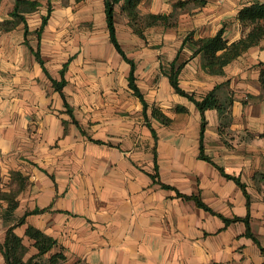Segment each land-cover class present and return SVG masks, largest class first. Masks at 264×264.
<instances>
[{"label":"crops","instance_id":"1","mask_svg":"<svg viewBox=\"0 0 264 264\" xmlns=\"http://www.w3.org/2000/svg\"><path fill=\"white\" fill-rule=\"evenodd\" d=\"M257 1L264 2L148 0L146 9L147 13L178 15L175 26L154 25L163 29L158 38L160 42L155 44L160 43L157 49L172 50L168 65L181 49L182 60H187L179 74L183 89L201 98L217 84L230 81L235 100L228 128L236 132L253 125L252 101L247 103V96L259 97L264 92L259 81L264 67L260 66L264 63V39L226 65L224 74L205 72L201 55L191 57V46H181L190 32L198 39L213 36L222 27L225 39L239 40L250 30L249 26L242 25L239 12ZM101 4L100 25L107 29L103 0ZM14 5L15 0L7 19H11ZM41 7L42 2L37 10ZM30 13L25 14L26 19ZM4 20L6 17L0 18ZM20 24L24 32L25 25ZM27 24L33 33L40 27L32 30L28 20ZM15 28L1 31L12 32ZM30 46L33 47L31 43ZM105 47L106 44H101L100 52ZM70 59L65 61H69L68 66L73 60ZM37 64L25 77H0V93L11 98L0 101V153L4 158H0V167L9 166L7 153L23 145L27 159L22 172L28 177L17 196L14 212L5 215L6 202L2 208L5 233L26 212L40 209L39 213L28 214L26 222L15 231L24 236L27 225L40 228L57 239L66 260H80L85 264H264L259 245L246 235L244 221L226 224L220 216L197 206L194 200L178 195V192L197 194L226 218L249 215L251 230L264 246V205L252 196L254 175L249 171L250 161L222 141L221 119L216 109L205 111L204 135L205 154L214 165L199 157V110L194 102L175 91L163 72V77L136 75V83L149 104L148 120L144 118L140 99L129 88L128 77L65 76L67 83L63 92L77 124L67 112L53 81L40 63ZM252 78L259 84L256 89L252 88ZM96 105L100 107L94 108ZM153 107L171 118L170 124L154 118ZM178 107L185 110L178 111ZM182 113H192L195 125L198 120V141L192 144L193 149L188 148L187 139L161 136L154 124L158 122L168 128ZM17 115L20 121L17 138L22 142L19 140L15 145L6 121ZM210 142L217 144L216 149ZM11 156L9 159L15 158L14 154ZM216 164L245 183L250 194L249 208L242 188L224 176ZM160 181L174 188H165ZM19 227L22 233L17 231ZM25 239L31 243L27 236L24 242ZM0 264H6L1 251Z\"/></svg>","mask_w":264,"mask_h":264},{"label":"rangeland","instance_id":"2","mask_svg":"<svg viewBox=\"0 0 264 264\" xmlns=\"http://www.w3.org/2000/svg\"><path fill=\"white\" fill-rule=\"evenodd\" d=\"M144 1V2H143ZM137 7L138 17L130 19L126 12L122 10V3L117 5V35L119 41L129 58L135 60L137 65V77H163L162 69L167 68L172 55V50L157 49L162 27L145 26L143 15L146 14L148 0H143ZM42 7L27 15L30 29H35L41 23L42 15L47 13L51 7L52 13L49 24L45 32L41 35L40 52L45 62V66L51 75L61 77L60 69L65 61L71 57L72 63L66 68V77H127L130 64L112 46L106 26H101L102 4L101 0H41ZM14 0H0V18L6 17L13 7ZM179 12V11H178ZM171 18V22L178 19V15ZM128 21H127V20ZM31 30V31H32ZM141 30L143 34L137 31ZM23 25L20 24L12 32H2L0 30V77H25V73L33 72L36 58L30 47L24 42ZM163 34V33H162ZM29 45L37 48L38 36L30 32L27 36ZM160 42V41H159ZM106 44L102 52L100 45ZM180 60L184 56L179 57ZM245 64V62H243ZM244 66V65H243ZM252 68V67H250ZM252 70V69H251ZM250 70V71H251ZM251 76L254 77V74ZM251 83L252 88L259 87L256 79ZM118 87V86H117ZM231 89H233L231 87ZM11 99L4 97L0 93V101ZM252 101L253 125L250 129L236 132L226 127H221V139L228 148L242 152L250 161L249 171L253 173L252 196L254 201H259L264 205V92L259 96H247L246 102ZM100 106L96 105L94 108ZM145 118V117H144ZM192 113L179 114L174 118L171 126L163 127L158 122H154L158 133L165 137H176L188 140V148L193 149L192 144L197 143L198 120L196 125L193 121ZM146 120V118H145ZM19 115L6 121V127L11 129L14 136V144L22 142L17 138L20 123ZM163 129L165 133H163ZM13 144V145H14ZM213 149L217 144L210 142ZM20 147V146H19ZM14 147L7 154H14L15 158L7 157V167H0V187L9 193L20 195L21 173L25 165L26 154L21 147ZM0 153V158H2ZM14 162V163H12ZM17 164V165H16ZM26 170V169H25ZM28 178V177H27ZM26 178V179H27ZM7 201L0 200V239L4 237L6 225L2 221V208ZM4 209V208H3ZM21 227L17 229L22 233ZM25 243H31L25 239ZM33 247H30L29 254ZM60 264H85L80 260H65Z\"/></svg>","mask_w":264,"mask_h":264},{"label":"trees","instance_id":"3","mask_svg":"<svg viewBox=\"0 0 264 264\" xmlns=\"http://www.w3.org/2000/svg\"><path fill=\"white\" fill-rule=\"evenodd\" d=\"M104 1V11L106 16L107 31L109 35V40L114 46L116 51L123 57V59L130 64V69L128 73V85L129 88L133 91V94L140 99L143 105V115L148 120V102L146 101L143 92L136 83V62L134 59L129 58L124 51L117 35L116 27V11L117 5L122 3V10L126 12L127 16L130 19H135L138 17L137 7L143 0H103ZM41 6L39 0H15V5L13 10L10 13L11 19H6L0 21V30L8 31L12 28H15L18 24L24 23V42L29 45L28 34L30 33L29 27L27 24L26 13L33 12ZM52 12L51 7H48L47 14L42 17V23L38 29L34 32L37 34L38 39H40L45 25L48 22L49 16ZM175 13H146L143 15V18L146 22L145 26H154L159 23H164L165 26H175L176 22H171V18ZM239 20L242 25L249 26V32L239 40L229 42L225 39L224 32L225 28L222 27L220 30L213 36L201 37L195 39L193 33L190 32L186 35L183 40L182 48L189 44L193 50V56L201 55L202 58V69L209 74H224V67L232 62L234 59L239 57L244 51H246L250 46L258 44L261 39H264V2H254L251 5L243 7L238 15ZM140 35L143 34L141 30L137 31ZM30 49L34 53L36 59L43 68V71L51 78L53 81V86L55 90L61 93V96L64 100L65 106L67 107V112L71 114L74 122L78 124V121L74 118L73 109L63 92V87L66 85L67 80L65 79V71L69 64V61L66 62L62 69L60 70L61 79L57 80L52 78L48 69L45 66V62L41 56L40 46L37 49H34L30 46ZM181 49L178 51L177 56L173 61L169 63L167 68L163 67L162 72L169 77L170 83L175 91L187 97L190 101L194 102L197 109L201 115V127H200V155L199 157L214 164L211 157L205 154L204 147V135L206 129V117L205 111L207 109H216L221 119V126L226 127L231 122L230 110L234 103V91L230 87V81H224L217 84L212 90L201 98H197L195 93H190L183 89L179 83V74L186 64L187 60H180ZM71 60V59H70ZM260 66H264V63H260ZM259 81L261 88L264 91V67L260 70ZM178 111H184V107H178ZM152 116L159 120L162 124L168 125L172 121L171 118L162 113V111L156 107H153ZM152 129V133L155 138H157L156 131ZM91 139V138H90ZM93 140V139H92ZM95 142L100 143V140H95ZM155 152L156 160V170L158 172L157 164V151ZM222 174L229 179H233L244 191L247 197V206L250 207V194L246 189L245 183L241 182L239 177L228 174L224 171L223 167H220ZM21 177L20 191L24 188L26 184V178L22 177L21 173H17ZM262 179H264V174H261ZM161 185L165 188H174L171 185L161 182ZM178 195L182 196L185 199L194 200L197 206L204 208L205 210L220 216L226 224H229L232 221L242 220L246 223V235L252 237L253 240L259 245L261 252L264 255V246L261 245L257 236L252 232L249 215L245 218L234 217L226 218L222 214L215 212L211 207H209L199 195L197 194H182L178 192ZM0 200L7 201V211L6 213L11 214L14 212L15 208L18 205L17 192L12 194L7 191H4L0 187ZM42 210L34 209L33 211L26 212L24 216L16 220V223L6 230L5 237L3 241H0V251L5 259L6 264H60L61 262L67 259L66 254L64 253L63 247H60L58 241L53 236L45 233L40 228H37L33 225H27L24 231V236L19 235L15 228L23 225L26 222V216L28 214L39 213ZM27 236L31 241V246H28L24 242V237ZM30 247L35 249V252H30Z\"/></svg>","mask_w":264,"mask_h":264}]
</instances>
